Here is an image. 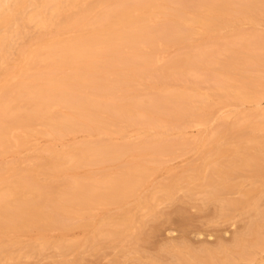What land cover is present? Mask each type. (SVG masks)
I'll return each mask as SVG.
<instances>
[{
  "label": "rangeland",
  "instance_id": "rangeland-1",
  "mask_svg": "<svg viewBox=\"0 0 264 264\" xmlns=\"http://www.w3.org/2000/svg\"><path fill=\"white\" fill-rule=\"evenodd\" d=\"M243 1H239L234 8L228 7L231 8L230 11L225 10V12L220 14H210V12L207 13L208 10L210 11V6H212L214 2L217 3L218 1L215 0L213 2V0H166V8L169 7L170 9L178 10L180 11L179 14L184 19H188L189 21L191 20V23L189 22L190 25H187V28L191 27L189 28L191 31L188 30L190 31V34L185 36V38L179 39V41H174L173 38H171L173 36H169V34L166 33H169V31H171L170 34L173 33L172 30L174 29L172 27H174V23L178 19L175 17L172 19L166 18L164 16L157 17L155 21L156 25L154 24V32L158 31L157 38L163 41H160L161 45L160 42L159 45L157 44L158 46L156 45L157 48H159L157 49L158 52L156 53L157 57L155 58V64L152 65V67H150V69L148 70L143 71V69H137V71H134L133 73L130 72L126 75L123 74L120 75L119 78L116 77L115 79H113V87L107 90V92L105 93L107 95H104L103 110H105L106 116L108 113L110 114V116H105L104 118H111L110 120L103 119V121L107 123L103 127L104 129L100 127H81L73 131H64L61 129L63 132H59V130L51 131L50 129H48V127H45L43 124L38 123L28 128H23L18 132H15V136L17 135V138H20L21 143L15 144L13 140V142L4 151L0 153V171H3L5 168V173L7 171L6 167L10 166H14L15 168L17 167L18 170L22 172H27L30 169H35L36 172H38L35 174V176H38V181H36V183H39L38 185H41L42 188L47 191L46 195H52V199H54V195H56L53 206L49 204L46 205L47 202H44L45 204H43V211L45 210L44 212L48 214L50 213V215L53 214L52 216L55 217V220L59 221L57 224L65 226L69 224V227L72 225V228L70 230L64 232L66 233L65 235L61 233V231L53 229L48 230V232L45 233L46 235H44L43 238H40L36 231L29 232L27 234L25 233V235L22 233L20 239L23 240V246H28L30 242L31 244H34L37 241H40L41 239H45L46 243L47 240H51L52 243L57 242V240H64V245L66 246L70 245L71 247V245L75 243H77L78 246L73 245L77 248H69V250L67 248V250L64 251L65 249L60 250L59 248H54L53 246L55 245L52 246L51 243L50 245H47V248H44L45 250L42 249V252L37 250V247L35 248L33 246L36 249H34V252L37 251V253L40 252V254H36V252L35 254H32L33 248H31L30 246H28L29 248L27 246H24L27 247L26 249H23V247H21L22 249L20 247L18 249V246H15V250L13 251L17 252L19 250L21 255L20 253L17 254L18 252L16 254L14 252L13 254V251H11V257L8 256L10 257L8 258L9 260L4 259V261L6 260L4 262L3 259L1 260L0 258V263L73 264L75 261H77L79 263L76 262L74 264H82V262L86 261L84 262V264H180L181 262L186 261V264H209L210 262V264H213L214 262V264H244L246 263V260V264H264V244L262 243L264 241V234L262 233V231H260V235H263V237L261 235L263 241L261 239L262 242H260V244L258 243L257 245H261L263 250L261 248L259 249L258 246H256L259 250H255V247L252 253L249 252V254L245 256V259L240 258L239 255L233 253L235 251H232V249L235 250L234 246H236L234 245V239L236 238L234 236L238 235V229V233H240L242 229L244 231V228H246L245 225L248 224V222L251 220L250 215H240L238 212L234 213L236 210H232V213L229 211V213H231V217L229 216L230 219H228L229 217L223 218L224 215L221 214L222 205L220 204V202L215 203L213 201H205L206 199L200 200L205 198V196L208 194L206 192L210 191L212 188H209L207 186V188H209L210 190L204 188H198V190V186L196 187L198 182L205 183L207 181V177H209L211 173H215V171L217 172L218 167L221 166L225 169V164H228L227 161L229 162L230 160H235V158L238 156H240V158L238 157L236 159L240 162V164L241 159H244L246 156L253 157L249 154H253L254 156L260 155L258 157L260 160L264 157V147L263 145L262 148L260 146L261 141L264 143V0L263 2L262 0H259L261 4L256 3L258 0H255L256 2L250 5L253 8L248 7V1V3L246 2V0ZM232 5L234 6L235 4ZM239 5L242 6L243 10ZM237 6H239L238 8H240L241 11L236 8ZM199 15H202L201 21L196 20V17H198ZM194 17L195 20L193 19ZM34 23L32 22V25H30L31 23L28 25L29 28L26 29L29 30L25 29L24 37L23 34L19 37L15 35L17 38H13L15 42L13 41L14 45L11 48L12 58H9L7 63H12L13 61L9 62V60H15V57L17 58L16 54L19 53L18 51L21 50L22 47L26 46L27 48V45L28 47H32V42H34L36 36L38 37L40 32L45 29L44 27H40L41 24H39L38 26L37 22ZM187 28L184 27L185 30ZM169 39H171V41L173 40V42H169ZM254 39H256L258 43L257 41L255 42ZM253 41L254 44L256 43V45L253 44ZM259 42L263 45V48H258L259 52H257V56L259 57L261 55L260 57L262 59L260 57L259 59H257L258 57L256 56V59L260 61L255 62V58L250 57L251 55L248 54V51L251 50L249 48L250 46H253V48L255 49H257L256 47H261V44ZM162 44L164 46H162ZM245 44L251 45L248 47ZM241 50H245L246 53H244L245 51L241 52ZM190 56H192L191 60L187 59V57L190 58ZM1 63L2 62H0V69L2 70H0V75L5 65L7 64L5 62L3 63L5 64L3 66ZM170 63H172L173 67ZM169 66L171 67L169 68ZM166 67L167 69H165ZM163 68L165 70H163ZM258 79L260 80V82ZM253 80H255V82ZM246 81H250L252 85L251 83L249 84V82ZM243 82H246L244 86ZM225 83L234 86L232 87L230 85H227L228 87L226 89ZM228 88L230 89V91ZM236 88L237 91L235 90ZM178 91L183 93L187 92L186 94L191 96V101L189 102V104L186 103L187 105H185L184 109L178 108L179 103L175 104L172 101H167L168 98L165 97L167 95H172L173 93L175 94ZM241 92H245L246 95H248V93H252V95H249L248 97L245 95L247 97L246 98L244 96L245 93L243 94ZM235 93L237 94L235 95ZM238 93L240 96H242L243 94V97H238ZM163 99L166 101L164 102ZM123 102H137L138 105L142 106L143 108H146L150 105L148 108L151 109L152 107V111L153 109L155 110L157 108L161 114H166V121L163 117V114L160 118H155L154 115H148L150 109L146 110L148 111L146 114L140 112L139 109H134V111H132V114L125 113L123 115L124 112H120V110L119 112L121 114L118 112V110L117 112H115L116 109H113L114 105H118ZM156 104L160 105V109L159 105L158 107H156ZM162 107L164 109H162ZM174 107L180 109L181 114L180 111L175 109ZM60 108H54L53 112H59V114L64 112L63 114H65L68 113L67 111H69L68 108L65 109L66 107L64 108V106L63 108L60 106ZM107 109L109 112L107 111ZM157 109L155 112L158 111ZM138 111L140 114H143L140 115ZM111 112H113L114 114ZM117 114L123 116L120 117ZM112 119H114V122L111 121ZM256 141L259 142V145ZM86 143L92 148H94V146L97 147L98 145L96 146V144L102 143L103 145L112 144L116 145L117 147L124 146L125 148L127 145H130V149L129 152H127L126 155L120 160L108 162H103L101 159L104 155H102L100 151H98V153L97 150L95 151L94 149L93 151H91L92 153L90 152V154L87 155L88 158L90 157L88 162L83 161L79 163L80 166L77 165L78 167H76V164L72 162L68 156L65 158L63 157V154L68 152L70 149L74 147H83ZM238 143L240 144L238 145ZM92 144L95 145L92 146ZM230 146L231 149L229 148ZM159 148L161 149L162 154L160 160L157 162L152 159V154L154 153V151L157 152ZM221 149L224 150V152L218 151ZM228 150L231 151V153ZM94 151L101 155L97 154L98 156H96V153ZM107 151H110V149H107ZM107 151L105 152L106 154L108 153ZM242 152L244 154H242ZM221 153H223L224 155ZM93 154H95L96 159L97 157L101 158H98L99 160L97 159L99 163L96 161L95 156ZM228 154L233 157L230 156L231 158H229ZM92 158H94V160H92ZM225 159L228 160L226 161ZM50 160H52V163L55 162L54 165L59 164V162H61V164L59 165L64 167L66 171L64 172L62 170L63 172H60L59 169L61 167L59 169H55L54 165L51 164ZM61 160L63 161V163ZM260 160L258 161V163L261 162L259 163L260 165H258V163L257 165L253 163L256 168L252 165L251 167H249V169L255 168L256 170L257 168L259 169L260 167H263L262 169L264 170V159L261 161ZM89 161L91 162L89 163ZM92 161H96L97 164L96 162ZM51 165L53 170L49 168L51 167ZM73 166H75V168ZM127 166H136L145 169V176L141 179V181L138 182V185L136 186L135 190L126 197L125 201L120 203L109 202L111 204L108 203V205L95 204L94 202L92 203L94 205L90 204L92 208H88L90 210L87 209L88 212L85 214H83L84 211H72V213H69L70 215L67 218L62 215V208L58 207L60 206L59 202L62 199L63 201H65V199L63 198L64 196L62 194V191L67 190L71 192V189H73L74 184L77 183V181L89 182L88 177L100 179L105 174L115 176L122 170H124ZM237 166L238 168H241L243 175L239 173V171H241L240 169L236 167L239 170L237 171L236 169V173L234 168L232 167L233 170L230 171L228 169V171L232 172L231 177L228 176L229 180L226 176L224 178H227L226 181H229L230 184H235L234 187H237L238 184L241 183V189L246 190L248 188H251L252 183L250 182L251 180L249 178V175L252 172H250L249 174V170L246 166ZM244 167L247 168L246 170L248 172L245 171ZM262 169L260 168L259 170ZM41 170L45 172L49 171L46 172L48 176L44 175L45 173ZM56 170L59 172L56 173ZM263 170L260 176V180L262 181L264 180ZM2 171L0 173H3ZM39 171H41L40 174ZM194 175L197 177V180L199 178L198 182H196V179V181L192 179L193 177H195ZM188 176H193L189 181L193 180L194 182H186V178ZM215 177H213L214 180H216ZM235 177L238 179H235ZM243 177L247 178L244 179ZM220 178L223 184L227 183L222 180L224 179L223 176H219L216 180L218 181L219 179V181L217 182L218 184L221 183ZM171 180H173L172 183L170 182ZM202 180L205 181L203 182ZM237 180L238 184L235 183V181L237 182ZM74 181L75 183H73ZM229 182L226 185H230ZM217 183H215V185H218ZM169 184H173L174 186L176 185L175 189H173L172 192L173 197L171 198L173 199H170V197H168L171 201L165 198L166 193L164 191V188ZM188 184L190 185V187ZM0 186H2V184ZM184 186H186L187 188ZM191 186L194 190L190 189ZM200 186L205 187L202 184H199V187ZM242 186H245L246 188H243ZM188 187L191 192L188 191ZM238 188H240V185L237 187V189ZM55 189L59 190L58 193H56L57 190ZM237 189L235 190L233 188L232 191H237ZM203 190H206V192H204ZM50 192H54V195L52 193L49 194ZM232 193H225L224 195L227 194L229 198H231L229 199L226 195V197L224 198L225 200L221 201H226L227 199L231 200L232 198V200H234L236 198H239V196L241 195L240 192L238 194L237 192L236 194H234L235 192L233 194ZM201 194H203V196ZM262 197L261 200L263 201L260 200V206H262L261 208L263 209L264 195ZM147 201L149 204H147ZM261 202L263 203V205ZM105 203L106 202H104V204ZM44 205L47 208H45ZM147 205H150V207L148 206L149 209L147 208ZM56 206L58 208H56ZM90 206L88 205L87 207ZM135 207L139 208L137 209ZM151 207L152 209L157 210L153 211ZM148 210L151 212V214H149L150 212H148ZM158 210L161 211V213H159ZM129 211H135L136 215L139 216H135L133 213V217L131 219L129 218L130 220L128 219L127 221L124 215H126V212ZM80 213L83 214V216H81ZM178 215H180L181 218ZM185 216H188V218H186ZM138 217H141L140 223L139 219H137ZM249 217L250 219H248ZM133 218L136 219L138 223H136L137 221H134ZM184 219L188 221L185 222ZM128 222L130 223L128 224ZM132 222H135L136 224L133 223L132 225ZM121 223H123L124 225L122 224L121 226H119ZM130 224L133 227L134 225H136L135 229L137 228V230H134L131 227V230L133 231L131 232L129 228L131 226ZM140 224H142V226ZM115 226H117L118 229L122 227V229L119 231L123 234L120 235V232L117 228L114 230ZM111 227L113 231H117V240L114 236L113 238L115 240L109 239L105 237V234L101 235V239L103 236L101 242L100 237L96 239L97 242H87L89 239V235L92 236L91 233H93L94 228H98L97 230H107V228L109 229ZM139 228L143 231H141ZM184 228L185 230H182ZM112 229H109L107 231H111ZM106 230L104 232H107ZM138 232L139 236L137 235ZM132 233H135V236H129V234ZM122 237L127 242L123 241L122 244ZM132 237H136L135 239H137L138 237L139 241L138 239L133 240ZM128 238H131V242L130 240H127ZM227 241L228 243L226 244ZM107 242H109L108 244L113 247L111 248L110 246H108V244H105ZM136 242H138V244L135 245ZM218 242L224 245L226 244V246H229V248L232 246V244L233 246L230 248L231 250L229 249V251L227 250V252L224 250V252H222L220 249H218L220 250V252L218 250L217 251L219 253H222L219 254L218 252H214L218 247L217 245H219ZM96 243L98 247L101 248L102 246L101 250L97 247V245H95ZM183 243L185 244V246ZM229 243H231V245H228ZM104 244L108 247H103ZM169 244L172 245L170 246V248ZM92 245L94 248H96V250H93ZM204 245H206L205 247L208 248H214L213 255L203 252L202 248L204 247L202 246ZM117 246H119V249ZM177 246H179L180 248ZM10 247L14 248L13 246ZM20 249L22 252L23 250H27L28 255L25 253L23 255ZM9 250H11V248H9L8 251ZM194 250L196 251L193 252ZM260 250H262V252H260ZM174 251L175 254L176 252L180 253L176 254V256H178L180 260L177 259L175 255H173ZM201 251L203 252V254ZM256 252L258 253L254 255V253ZM216 253L218 254L216 255ZM227 253L229 254L227 255ZM231 253H233L234 255H232ZM0 254L2 255L3 253L0 252ZM11 254L15 255V257L12 258L13 255ZM1 255L0 257H7ZM196 255L197 257H199L197 258ZM229 256L231 257V259H229L228 261ZM181 257H183V259H181ZM224 257L227 261H222ZM15 258H17L18 260ZM76 258H78L79 260ZM212 258L214 261L212 260ZM254 258H256V260ZM197 259L198 261H196ZM233 259L237 260L234 261ZM258 260H260V262Z\"/></svg>",
  "mask_w": 264,
  "mask_h": 264
},
{
  "label": "bare ground",
  "instance_id": "bare-ground-1",
  "mask_svg": "<svg viewBox=\"0 0 264 264\" xmlns=\"http://www.w3.org/2000/svg\"><path fill=\"white\" fill-rule=\"evenodd\" d=\"M214 1L215 0H213V2ZM216 1H218V2L217 3L214 2V4L212 6H210V8H209L210 11L207 9L208 10L207 13L210 12V14H213V13L220 14V13L225 12V10L230 11L231 8H228V7L234 8L238 4L239 1L242 2L243 0H238V1L237 0L236 1L235 0H233V1L232 0H216ZM247 1L249 2V6H248L249 8L252 7V6H250L251 4H254L256 2L255 0H246V2ZM258 1L256 3L259 4L260 1L259 2ZM165 2H166V0H0V62H2L1 64L3 66L5 65L3 63H5V62L7 63L8 59L12 58L11 57V54H12L11 48L14 45L13 41L15 42V40H13V38L16 37L15 35H17V37H19L20 35L23 34V37H24L25 36L24 35L25 29L29 28L28 25L30 23H31L30 25H32V22L33 23L37 22L38 26H39V24H41L40 27L45 28V29L43 28L44 29V30H42L43 32L41 31L38 37L36 36V38L34 39V42H32L33 45L30 44V45H32V47H28V45H27V48H26V46H24L25 48L24 47H22V49L20 48L21 50H19L18 51L19 53L16 54L17 58L15 57V60L14 59L9 60V62H11V61H13V62L7 63L6 65H8V66L5 65V67H4L5 70L3 69V71L0 75V153L2 151H4L13 142V140H14L15 144L21 143L20 138L19 137L17 138V135L15 136L16 131L18 132L23 128H28V127H30L34 124H38V123L43 124L45 127H48V129H50L51 131L52 130H56V131L59 130V132L60 131L63 132L62 130H64V131H67V130L71 131L72 130L73 131V130H75L77 128H81V127L82 128L83 127H86V128H90V127L91 128H99L100 127L102 129H104L103 127L107 123L105 121H103V119H105V120L108 119V118H104L106 116V114H105L106 112H105V110H103L104 95H107V94H105L107 92V90H109L113 87V84H114L113 79H115L116 77L119 78V76L123 75V74L126 75V74H129L130 72L133 73L134 71H137V69H143V71L148 70V69H150V67H152V65L155 64V60H156L155 58L157 57L156 53L158 52L157 49L159 48V47L157 48V46L159 45L160 41H163V40H159V38H157L158 37L157 36L158 31L157 32L155 31L156 35L154 32V26L156 25L155 21H156L157 17L158 16H164L166 18H171V19L175 17L178 19L174 23L175 28L172 27L174 29V30H172L174 35H173V33L170 34L171 31H169V30H168L169 33H166V34H169V36L172 35L173 37H171V38H173L174 41H176V40L179 41V39L185 38V36L190 34L191 30L189 28H191V27L187 28V25H190L191 20L189 21L188 19H184L179 14L180 11H178V10L170 9L169 7L166 8L165 5L167 2L166 3ZM262 2H263V0H262ZM232 4H235V5L233 6ZM239 6L242 9V6L241 5H239ZM239 6H237L236 8H238ZM256 6H257V4H256ZM238 9L240 10V8H238ZM196 18H197L196 20L201 21L202 15L201 16L199 15ZM193 19L195 20V17ZM187 20H188V22H187ZM194 20H192V21H194ZM184 27L187 29L185 30ZM26 30H29V29H26ZM188 30H190V31H188ZM169 36H168V38H169ZM164 37H166V36H164ZM261 38H263V37H261ZM173 40L171 41V39H169V42H173ZM254 40H255V42L257 41L256 39H254ZM180 41H182V40H180ZM251 43H252V41H251ZM257 43H258V41H257ZM253 44H254V41H253ZM160 45H161V42H160ZM250 45L247 44L246 46L249 47ZM254 45H256V43ZM263 45H264V42H263ZM263 45L261 44V47H256L257 49L253 48V46H250L249 47L251 49V50L249 49L250 51H248L245 48L249 52V53L248 52L247 53L249 55H251L250 57L255 58V60H256L255 62L260 61L257 59H259V57L261 55L258 57L257 52H259L258 48H263ZM162 46H164V45L162 44ZM162 46H160V47H162ZM242 47H243V45H242ZM243 51H245V50H243ZM243 51L241 50V52H243ZM244 53H246V51ZM194 56H196V55H194ZM191 57L192 56H190V58L187 57V59L191 60ZM170 64L172 66V63H170ZM167 65H169V64H167ZM171 66H169V68ZM174 67H176V66H174ZM183 67H185V66H183ZM165 69H167V67ZM165 69L163 68V70H165ZM0 70H2V69H0ZM111 78H112V80H111ZM229 79H231V78H229ZM253 81L255 82V80H253ZM246 82H249V84L251 83L250 81H246ZM246 82H243V86L246 84ZM259 82H260V80H259ZM232 83H234V82H232ZM227 85L228 84L225 83L226 89L230 84L228 86ZM247 85H248V83H247ZM251 85H252V83H251ZM263 85H264V83H263ZM230 86H232V85H230ZM229 88H231V87H229ZM232 89H234V88H232ZM235 90L237 91V88ZM239 90H238V92H239ZM229 91H230V89H229ZM186 93L187 92L183 93V92L178 91L175 94L173 93L172 95H169L170 97L168 95H167L168 97L167 96H165V97L168 98L167 101L168 100L170 102L172 101L175 104L179 103L178 108L184 109L185 105L189 104V102L191 101V96L186 94ZM241 93H243V92H241ZM233 94H234V91H233ZM236 94L237 93H235V95ZM243 94H242V96H240L238 93L239 96L238 95L237 96L243 97ZM245 95H246V93L244 94V96ZM249 95H252V93L251 94L248 93V95H246V96L248 97ZM192 97H193V95H192ZM163 101L165 102L166 100L163 99ZM102 104H103V106H102ZM156 105H157L156 107H158L159 104H156ZM179 105H180V107H179ZM60 106L62 108H63V106H64V108L66 107L65 109L68 108V110H69V111H67L68 113L63 114L64 112H62L59 114L58 111H57L58 113L53 112L54 108H58V107L60 108ZM148 107L143 108L142 106H139L137 102L136 103L135 102H123L121 104L114 105L113 109L114 108L116 109L115 112H117V110H118V112H119V110H120V112L121 111L124 112L123 115L125 113L126 114L127 113L132 114V111H134V109H139L140 112H143L146 114L148 112L146 110L150 109ZM106 108H107V106H106ZM178 108H175V109L180 111V109H178ZM156 109L155 110L153 109V111H152V107H151L150 111L148 112L149 113L148 115H151V116L154 115L155 118H157V117L160 118L163 113L161 114L158 109H157L158 111L155 112ZM159 109H160V105H159ZM162 109H164V108L162 107ZM110 110H111V108H110ZM107 111H108V109H107ZM139 111H138V113H139ZM113 112H111V113H113ZM143 113H141V114H143ZM176 113H177V111H176ZM176 113H175V115H176ZM108 114H107V116H110V114L109 115ZM180 114H181V111H180ZM117 115L120 116L119 114H117ZM123 115H121V116H123ZM163 115H164L163 117L165 118V121H166V116H165L166 114H163ZM170 115H171V113H170ZM117 118H119V117H117ZM117 118H115V119H117ZM110 119H108V120H110ZM113 120L114 119H112L111 121H113ZM107 122H109V121H107ZM242 126H244V125H242ZM256 142L259 145V142L258 141H256ZM239 144L240 143H238V145ZM94 145L92 144V146H94ZM262 145L264 147V143L261 141L260 142L261 148H262ZM96 146L97 147L94 146V148H92L89 145H87V143H86L83 147H79V148L74 147V148L70 149L68 152L63 154V157L65 158L68 156L70 158V160L76 164V167H78V166H80L79 163H81L83 161L88 162L90 157L88 158L87 155H89L90 152L93 151L94 149H95V151L97 150V152L100 151V153L102 155H104V156H102V159L97 157V159L99 158L103 162L120 160L121 158H123L126 155L127 152H129V149H130L129 148L130 145H127L125 148L124 146H120V147L118 146L117 147L116 145H112V144L103 145L102 143H99V144H96ZM260 146H259V148H260ZM229 148L231 149V146ZM107 149L108 150L110 149V151H107ZM245 149H246V147H245ZM234 150H235V148H234ZM106 151L108 152L107 154L105 153ZM218 151L224 152V150H222V149L218 150ZM97 152H95L96 156L101 155V154H98L99 152L98 153ZM229 152L231 153V151H229ZM237 153H238V151H237ZM161 154H162V152H161V149L159 148V150H157V152L154 151V153L152 154V159L154 161L158 162L160 160ZM221 154H223V153H221ZM242 154H244V153L242 152ZM93 155L95 156V154H93ZM249 155H252L253 157H251V156L245 157V155H244L245 158L241 159V164L236 159L238 157L240 158V156L236 157L235 160H230L229 162L227 161L228 159L227 160L225 159L228 163V164H225V169H224V167L222 168L221 166L218 167L217 172L215 171V173H211V175L209 177H207V181L205 183H202V182L199 183L198 182L199 178L197 180V177L195 175H194L195 177L192 176L193 178L191 176H188L186 178L187 181L185 180L188 183L191 181L194 182L197 180L196 182H198V184L197 183H196L197 185L195 184L196 187L198 186L197 189L198 188L199 189L204 188V189L210 190L209 188H212L210 191H207V192H206V190H203L204 192H206L208 194L205 196V198L200 199V200L206 199L205 201H211V202L213 201L215 203L220 202V204L222 205L221 206V211H222L221 214L224 215L223 218L224 217L228 218L229 216L231 217L232 210H236L235 212L234 211L233 212L234 213L238 212L240 215H250L251 220L248 222V224L245 225L246 228H244V231L242 229V231L240 233H238L239 232V229H238V232H237L238 235L235 234L237 236H234V237H236L234 239L235 241L232 239L235 242L234 245H236V246H234L235 250L232 249V251H235L233 253L236 255H239L240 258H244V259H245V256L249 254V252L252 253L253 249L256 246H258L259 249L260 248L262 249V246L257 245V244L258 243L260 244V242H262L264 239L263 235L261 234L263 239L260 235V231H262V233L264 234V210H263L264 208L262 209L261 208L262 206H260L261 205L260 204L261 197L264 195V180L263 181L260 180V178H261L260 176H261V172L263 170L262 169L263 167H260L262 170H259L260 168L259 169L257 168L255 170L256 166H254L253 163L257 165L258 161L260 160L258 158L260 155L259 156H254L253 154H249ZM96 156H95V159H96ZM228 156H229V158L233 157L229 154H228ZM91 157H92V155H91ZM97 159H96V161L99 163V161H98L99 159L98 160ZM263 159H264V157H263ZM263 159H261V160H263ZM92 160H94V158H92ZM53 161H55V160H53ZM96 161H92V162H96ZM50 162L52 165H54V163H55V162L52 163V160H50ZM57 162H58V160H57ZM90 162L91 161H89V163ZM97 162H96V164H97ZM62 163H63V161H62ZM259 163H261V162H259ZM259 163H258V165H260ZM59 164H61V162H59ZM59 164L54 165L55 169H59L61 167L59 169V171L65 172L66 169L64 167L60 166ZM52 165L49 168H51L53 170ZM237 165H242L241 167L246 166L249 170V174H250V172H252L249 175V178L251 180L250 182L252 183L251 184L252 186L250 185L251 188H248L249 187L248 186L247 187L248 189L243 190V189H241V183L238 184V180H237V182L235 181V183H237L238 186L240 185V188H238V189H239V192L241 195L239 196V198H236L234 200H232L233 199L232 198L231 200H229L231 197L229 198V196L227 194L232 193V192L233 193L235 192L234 194H236V192H237V194L239 193L238 189H237L238 186L234 187L235 184H233V183L230 184L229 181H226L227 178L229 180V177H231L232 172H230V171L233 170V168L236 172V169L238 168ZM252 165L255 168L254 169L250 168L252 170L251 171L249 169V167H251ZM73 167L75 168V166H73ZM246 167H244L245 171H247ZM6 168H7V171L5 173H4V171L6 170L5 168L3 171L1 170L3 173H0V185L2 184V186H0V250H1L0 252L3 253L2 254L3 256H7L6 258L0 257L1 260L3 259V261H4V259H8L11 257L10 252L15 250V246L16 247L18 246V249H19V247L20 248L23 247V249H26L28 246H30L31 248H33V250L31 249L32 254H35V252H36V254H38V253L40 254V252H42L41 251L42 249L47 248V245H50L52 243L51 240L50 241L47 240V243H46L45 239L44 240L41 239L40 241L45 242V243H42V242L36 240L37 242L35 241L36 242V243H34L35 245L31 244V242H30L28 246L24 245L27 247H24L23 246V240L20 239L22 236V233L25 235V233L27 234L29 232L36 231L38 236L40 238H43L44 235H46L45 233L48 232V230H50V229L61 231V233H63L65 235L66 233H64V232H66L67 230H70L72 228L71 227L72 225L69 227V224L68 225L66 224L67 226L57 224L59 221L55 220V217L52 216L53 214L50 215V213L49 214L45 213L44 212L45 210L43 211V209H44L43 204H45L44 202H47L46 205L49 204V205L53 206L54 202H55L54 199H55L56 195L53 194L54 192H50L49 194L52 193L54 195V199H52L53 198L52 195L51 196H49L48 194L46 195L47 191L44 190L41 185H40L41 186L40 187L38 185L39 183H36V181H38L37 180L38 176L36 175L37 176L36 177L35 174L38 172H36L35 169L34 170L30 169L27 172H22V171L18 170L17 167L15 168L14 166L6 167ZM228 169L230 171H228ZM238 169L241 170V168H238ZM238 169H237V171H239ZM223 170H225V171H223ZM41 171H43V170H41ZM41 171H39V174ZM59 171L56 170L55 172L57 173ZM43 172L45 173L44 175L48 176V174L46 172H49V171H46V172L43 171ZM235 172H233V173H235ZM239 173L242 174V170L239 171ZM215 174L216 175L218 174L217 175L218 177L223 176V178L226 176L227 178H224L225 180L224 179H222V180L224 182H227V183L229 182V184L231 186L226 185L227 183L223 184V182L221 181V178H220L221 183H219L220 184V186H219V184L217 183L219 181V179H218V181H216L218 177ZM144 176H145V169H142V168L136 167V166H127L124 170H122L120 173H118L115 176H110L109 174L108 175L105 174L100 179H94L92 177H88L89 182H84V181L78 182L77 181V183H75V181H74L73 183H75L76 186L74 184V187H73V189H71V192L67 191V190L62 191V194L64 196L63 198L65 199V201H63V199L62 200L60 199L61 200L59 202L60 206H58V207L62 208V215L65 218H67L70 215L69 213L70 212L72 213V211H74V212H76V211L77 212H79V211L83 212L84 211L83 214L87 213L88 212L87 209L92 208L90 206V204L94 205V204H92L94 202H95V204H102V205H108L109 202H111V203L123 202V201H125L126 197L135 190L136 186L138 185V182L141 181V179L144 178ZM213 177H215L216 180H214ZM191 178L194 179V181L193 180L189 181ZM245 178H247V177H245ZM171 179H173V178H171ZM235 179H238V178L235 177ZM235 179H233V180H235ZM172 181L173 180H171L170 182L172 183ZM202 181L204 182L205 180H202ZM239 182H241V181H239ZM215 183H217L218 185H215ZM199 184H202L205 187H202V186L199 187ZM175 186L173 184H171V185L169 184L164 188V191L166 193L165 198H167L168 200H169L168 197H170V199H173L171 197H173L172 192H173V189H175ZM186 186H184V187H186ZM207 186L209 188H207ZM67 187H66V189H67ZM162 187H160V188H162ZM189 187H190V185H189ZM189 187H188L189 192H191L190 189L194 190L192 188V186L190 189H189ZM242 187L244 188L245 186H242ZM233 188L235 190L237 189V191H232ZM58 189H55V190H57V192L55 191L56 193H58V191H59ZM225 193H227L226 195L228 196L229 199H227L226 201H221V200H225L224 199L226 197V195H224ZM153 195H152V198H153ZM201 195L203 196V194H201ZM147 197H149V196H147ZM158 199H160V198H158ZM160 200H162V199H160ZM169 201H171V200H169ZM261 201H263V200H261ZM104 202H106V203L104 204ZM150 202H151V200H150ZM172 202H173V200H172ZM111 203H109V204H111ZM147 204H149L148 201H147ZM88 205L90 207H87ZM262 205H263V203H262ZM148 206L150 207V205H147V208H148ZM44 207H45V205H44ZM58 207L56 206V208H58ZM45 208H47V207H45ZM135 208H137V207H135ZM218 208H220V207H218ZM151 209H152V207H151ZM85 210H86V212H85ZM88 210H90V209H88ZM152 210L156 211L157 209H155V210L152 209ZM229 211L231 213H229ZM148 212H150V211L148 210ZM133 213L135 216H139V215H136L135 211L126 212V215H124V216L127 219V221L129 218L131 219L133 217ZM159 213H161V211H159ZM83 214L80 213L81 216H83ZM149 214H151V212ZM149 214H148V216H149ZM156 214H157V212H156ZM166 215H167V213H166ZM180 215H178V216L180 217ZM155 216H157V215H155ZM236 216H237V214H236ZM142 217H144V216H142ZM230 217L228 219H230ZM234 217H235V215H234ZM250 217L248 219H250ZM140 218L141 217L137 218V219H139V223H140ZM186 218H188V216ZM239 218H240V216H239ZM135 220L136 219H134V221ZM241 220H244V219H241ZM187 221L188 220H185V222H187ZM129 223L130 222H128V224ZM133 223L136 224V223H138V221L136 223L132 222L131 224L133 225ZM242 223H243V221H242ZM122 224L123 223H121L119 226H121ZM142 224H144V223H142ZM142 224H140V225L142 226ZM132 225L129 227L130 230H131V227L134 230H137V228L135 229L136 225H134V227ZM117 226H115V228L113 227L114 230L116 228L118 229ZM188 226H190V225H188ZM97 229L98 228H94L93 233H91L92 236L89 235V237H88L89 239L87 241L88 243H92L94 241L97 242L96 239L99 237H100V242H101V240L103 239V236L101 239V235H105V234H106L105 237H107L109 239L115 240L117 237L116 236L117 231H113L112 227L109 228V229H112L111 231H107V230H109L108 228H107V230L105 229L107 232H104L105 230H101V229L97 230ZM121 229H122V227L120 229H118V231ZM140 230L143 231L142 229H140ZM140 230H139V232H140ZM182 230H185V228ZM123 232H125V231H123ZM131 232H133V231L131 230ZM139 232H138V234L136 233L138 236H139ZM19 234H21V235H19ZM121 234H123V233L120 232V235ZM134 234L135 233L129 234V236H132ZM142 234H140V235H142ZM113 236L115 237V239L113 238ZM145 236H143V237H145ZM124 238H127V237H124ZM135 238H133V240ZM122 239H123V237H122ZM130 239L131 238H128L127 240H130ZM137 239L139 241L138 237H137ZM137 239H135V240H137ZM143 239H145V238H143ZM261 239H262V241H261ZM63 241L64 240H59V241L57 240V242L53 241L54 243H52V246L55 245L53 247L54 248L56 247L57 249L59 248L60 250L65 249L64 251H66L67 248H68V250H69V248L70 249H76L77 248L76 246H78L77 243H75L73 245H76V246L71 245V247H70V245L69 246L67 245L68 246L67 247L66 245H64L65 241L64 242ZM123 241H126V240L123 239L121 241L122 244H123ZM146 241H147V237H146ZM222 241H223V239H222ZM109 242H107L105 244H108ZM111 242H113V241H111ZM130 242H131V240H130ZM182 242H184V241H182ZM218 243L220 246L219 245H217V246L220 248H218L216 246L217 248L214 252H218V251L220 252V250L222 252H224V251L227 252V250L229 251V249L233 246V244L230 248H229V246H226L228 241L226 242L225 245L221 244L220 242H218ZM262 243L264 244V241ZM105 244L103 245V247L107 246ZM136 244H138V242H136L135 245ZM89 245H88V247H89ZM95 245H97V243ZM228 245H231V243H229ZM10 246H13L14 248H12ZM33 246L35 248L37 247L36 249L39 250L40 252H38V253H37V251L34 252L35 248ZM52 246H49V247H52ZM108 246H110L111 248L113 247L110 244H108ZM114 246H116V245H114ZM170 246H172V245L169 244V248H170ZM184 246H185V244H184ZM205 246L206 245L202 246L204 248L201 247L203 249V252L210 254V255H213L214 248L210 247L211 248L210 249V248L205 247ZM259 246H261V247H259ZM92 247H93V245H92ZM97 247H98V245H97ZM117 247L119 249V246H117ZM117 247H114V248H117ZM177 247H179V246H177ZM9 248H11V250L8 251ZM98 248H100V247H98ZM101 248H102V246H101ZM101 248H100V250H101ZM164 248H165V246H164ZM186 248H187V246H186ZM258 248L256 247L255 250L258 251L259 250ZM21 249H20V251H21ZM94 249L96 250V248L93 247V250ZM199 249H200V247H199ZM218 249H220V250H218ZM160 250H161V248H160ZM262 250H260V252H262ZM195 251L196 250H194L193 252H195ZM14 252H15V254L17 252H18L17 254L20 253L19 250L17 252L13 251L12 253L14 254ZM191 252H192V250H191ZM197 252H199V251H197ZM203 252H202V254H203ZM22 253H23V255H24V253L27 254V250H25V251L23 250ZM28 253H29V251H28ZM218 253H216V255ZM233 253H231V254L234 255ZM257 253L258 252L254 253V255ZM13 254H11V255H13ZM176 254H180V253L176 252ZM176 254L174 251L173 255H175V257H177V259H179V257L176 256ZM219 254H222V253H219ZM228 254L229 253H227V255ZM20 255H21V253H20ZM79 255H81V254H79ZM84 255H83V257H84ZM8 256H10V257H8ZM16 256H18V255H16ZM189 256H191V255H189ZM235 256H233V257H235ZM252 256H253V254H252ZM14 257H15V255H13L12 258H14ZM196 257H197V255H196ZM247 257H249V256H247ZM216 258H217V256H216ZM222 258H223V256H222ZM237 258H238V256H237ZM15 259H17V258H15ZM76 259H78V258H76ZM181 259H183V257H181ZM209 259H211V258H209ZM229 259H231L230 256L228 258V261H229ZM254 259L256 260V258H254ZM212 260H213V258H212ZM223 260H226V258L224 257V259H222V261ZM233 260L235 261L237 259H233ZM187 261H188V259H187ZM196 261H198V259ZM258 261L260 262V260H258ZM263 261H264V259H263ZM76 262L77 261H75L74 263H76ZM84 262H86V261H84ZM84 262H82V264H84ZM185 262L186 261L181 262L180 264L185 263ZM239 262H241V261H239ZM245 262L247 263L246 260H245ZM6 263H8V262H6ZM77 263H79V262H77ZM228 263H230V262H228ZM246 263H244V264H246ZM0 264H2V263H0ZM93 264H95V263H93ZM249 264H251V263H249Z\"/></svg>",
  "mask_w": 264,
  "mask_h": 264
}]
</instances>
